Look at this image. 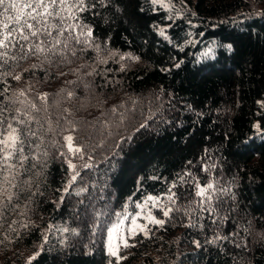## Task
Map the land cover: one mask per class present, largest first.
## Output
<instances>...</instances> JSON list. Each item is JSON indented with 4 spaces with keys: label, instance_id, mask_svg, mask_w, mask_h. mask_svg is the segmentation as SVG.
Wrapping results in <instances>:
<instances>
[{
    "label": "trees",
    "instance_id": "1",
    "mask_svg": "<svg viewBox=\"0 0 264 264\" xmlns=\"http://www.w3.org/2000/svg\"><path fill=\"white\" fill-rule=\"evenodd\" d=\"M175 1L188 4L180 16L151 0H87L80 17L91 44L70 43L63 63L21 61L16 72L37 67L6 78L7 95L31 85L42 109L36 97L47 93V112L34 115L55 131L40 129L47 155L18 177L0 264H29L37 252L31 264H117L105 245L115 212L171 193L164 226L130 240L118 264H264V0ZM104 50L138 59L120 66ZM69 132L91 167L64 193L71 170L59 152L68 158L60 145ZM208 183L216 190L201 205L196 185Z\"/></svg>",
    "mask_w": 264,
    "mask_h": 264
},
{
    "label": "snow or ice",
    "instance_id": "2",
    "mask_svg": "<svg viewBox=\"0 0 264 264\" xmlns=\"http://www.w3.org/2000/svg\"><path fill=\"white\" fill-rule=\"evenodd\" d=\"M151 2L158 4L161 0H151ZM162 6L168 5L162 4ZM87 10V0H0V83L6 85L0 90V227L3 226L8 214L20 208L19 197L22 189L18 177L23 176L30 168L36 167L35 163L25 167L26 163L30 160L38 161L41 155H47L46 150L42 153L39 151L44 142L43 135L39 134L40 129H43L45 134L55 131L50 117H46L48 127L45 128L34 115L42 110L47 112V93L38 94L36 97L44 102L42 109L37 106L35 100L28 98L31 85L27 90L20 89L12 95H7L10 85L7 84L6 78L10 76L11 79L20 81L23 72L37 67L32 64L23 68L21 72H16L15 69L20 67L21 61H27L32 57H43V62L51 64L53 63L51 57L59 56L60 62L63 63L67 59L65 50L70 43L91 44L92 29L83 24L80 17V13ZM160 35L165 36V32L161 30ZM61 45L63 48L60 47ZM226 47L230 50L232 46L229 44ZM72 55H75V51H72ZM128 58L138 59V57ZM73 95V92L67 93L68 98ZM112 111L116 112V108L113 107ZM33 125H39V128L34 129ZM255 127L260 131L259 124ZM75 130L73 125L72 131ZM61 135L65 143L60 147H66L69 153L73 156L80 155L82 159L83 147L74 144V136L71 133L68 135L61 133ZM57 143L53 141V146ZM59 155L67 159L64 152H59ZM67 162L72 174L63 189L64 193L72 188L79 176L77 166L70 159ZM83 167L89 168L91 165L86 163ZM215 190L213 183L203 186L197 184L195 195L201 198V205L206 202L210 204ZM85 192L87 188L81 187L75 194L79 196ZM167 199L174 204L175 193L168 195ZM159 200L160 197L148 196L142 204L136 205L140 209L139 212L127 213L118 223L107 228L106 251L109 256L116 259L117 264L120 260L127 259L126 256L120 255L121 248L135 247L134 243L129 242L130 240H135L138 236L150 239L149 226L163 227L166 223L165 220L158 219L152 214V208L160 207L164 217H169L174 209L170 206L161 207ZM60 202H63V196L60 197ZM20 215L24 213L21 212ZM120 215L116 213L117 217ZM142 220L146 222L141 223ZM22 226L28 228L29 224L24 223ZM15 230L10 223L9 231ZM62 231L67 232L68 229L64 228ZM7 238L5 235V239ZM3 243L4 240H0V244ZM194 243L197 247L200 246L199 242ZM39 255L40 253L37 252L29 257V264Z\"/></svg>",
    "mask_w": 264,
    "mask_h": 264
},
{
    "label": "rangeland",
    "instance_id": "3",
    "mask_svg": "<svg viewBox=\"0 0 264 264\" xmlns=\"http://www.w3.org/2000/svg\"><path fill=\"white\" fill-rule=\"evenodd\" d=\"M162 4L163 5H168V6L164 7V6H162ZM156 5L164 8L165 10H167L172 16L173 15L180 16V15H182V13L184 11H186L188 9V4L185 1L161 0V3H158ZM102 53H103V55L101 57L107 58V57L111 56V58H114L116 61L119 62L120 66L121 65H126V64H131L132 61L136 60V59L128 58V57L135 58L134 56H132V55H130L128 53H117V54L115 53V54H113L114 52H112V51H107L106 52L105 50ZM69 133L72 134V132H69ZM69 133H67L66 135H68ZM74 144L75 145H79L75 140H74ZM66 154L68 155L67 160L70 159L71 162L77 166L76 170L79 172V176L77 177V179L79 178L78 181H80L81 178L83 177V176H81L80 173H81L82 169H85V167H83V165L86 164V163L88 164V162H86L88 160L86 159L87 156L85 154V150L83 149V158L82 159H81L80 155L73 156L71 153L68 152L67 148H66ZM148 196L160 197V200H159L160 206L161 207L168 206V203H169V200L167 199L168 196H162V195H147L144 198H142L141 200H138L136 202L127 201L120 209H118L115 212L114 218L107 224V226L111 227L112 224L118 223L123 218V215H125L127 213L135 214V213L139 212L140 209L137 208L136 205L137 204H142L146 200V198ZM116 213H120L121 214L120 217H117ZM160 213H162V211L160 210V207L152 208V214L154 216H156L158 219H161ZM140 222L141 223H145L146 221L142 220ZM125 223H127V222H125ZM149 227L152 228L153 226L150 225ZM63 229H64V227L62 226L61 231ZM106 240H107V234H106ZM106 240H105V245H106ZM122 251L126 252L127 248H121L120 252H122Z\"/></svg>",
    "mask_w": 264,
    "mask_h": 264
}]
</instances>
